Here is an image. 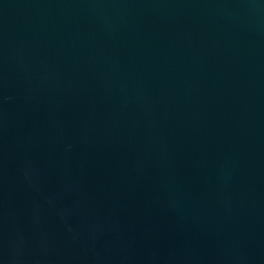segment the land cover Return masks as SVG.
I'll list each match as a JSON object with an SVG mask.
<instances>
[{
    "label": "water",
    "instance_id": "95a60500",
    "mask_svg": "<svg viewBox=\"0 0 264 264\" xmlns=\"http://www.w3.org/2000/svg\"><path fill=\"white\" fill-rule=\"evenodd\" d=\"M0 264H264V0H0Z\"/></svg>",
    "mask_w": 264,
    "mask_h": 264
}]
</instances>
